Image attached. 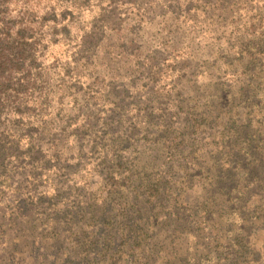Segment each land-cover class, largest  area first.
Wrapping results in <instances>:
<instances>
[{
	"label": "trees",
	"instance_id": "16d2710c",
	"mask_svg": "<svg viewBox=\"0 0 264 264\" xmlns=\"http://www.w3.org/2000/svg\"><path fill=\"white\" fill-rule=\"evenodd\" d=\"M11 2L0 0V76L21 59L25 38V17L18 27L8 20ZM258 39L227 63L236 79L179 99L181 124L147 119L142 145L137 133L115 132L98 181L59 188L49 200L0 201V264H264Z\"/></svg>",
	"mask_w": 264,
	"mask_h": 264
},
{
	"label": "rangeland",
	"instance_id": "374dc122",
	"mask_svg": "<svg viewBox=\"0 0 264 264\" xmlns=\"http://www.w3.org/2000/svg\"><path fill=\"white\" fill-rule=\"evenodd\" d=\"M8 11L11 25L25 17V38L0 76V201L98 181L115 132L142 145L147 119L181 124L179 99L232 82L227 63L264 40V0H12Z\"/></svg>",
	"mask_w": 264,
	"mask_h": 264
}]
</instances>
